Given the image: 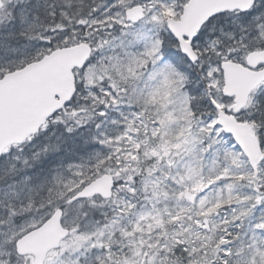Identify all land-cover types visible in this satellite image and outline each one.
<instances>
[{
	"label": "snow or ice",
	"instance_id": "6c2138e0",
	"mask_svg": "<svg viewBox=\"0 0 264 264\" xmlns=\"http://www.w3.org/2000/svg\"><path fill=\"white\" fill-rule=\"evenodd\" d=\"M0 264H264V0H0Z\"/></svg>",
	"mask_w": 264,
	"mask_h": 264
}]
</instances>
